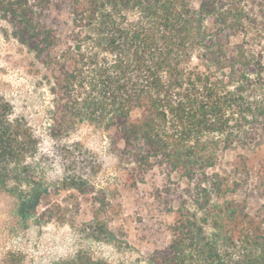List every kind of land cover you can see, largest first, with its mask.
<instances>
[{
    "label": "trees",
    "instance_id": "16d2710c",
    "mask_svg": "<svg viewBox=\"0 0 264 264\" xmlns=\"http://www.w3.org/2000/svg\"><path fill=\"white\" fill-rule=\"evenodd\" d=\"M50 1L0 0V18L51 72L54 134L83 121L115 128L127 159L167 164L189 181L168 247L145 264H264V202L251 211L240 194L250 155H241L243 171L208 172L222 149L258 151L253 191L264 198V9L249 0H67L72 43L57 51L42 16ZM38 143L0 92V191L24 223L52 218L38 213L51 192L31 161ZM61 188L85 192L75 178Z\"/></svg>",
    "mask_w": 264,
    "mask_h": 264
},
{
    "label": "rangeland",
    "instance_id": "374dc122",
    "mask_svg": "<svg viewBox=\"0 0 264 264\" xmlns=\"http://www.w3.org/2000/svg\"><path fill=\"white\" fill-rule=\"evenodd\" d=\"M248 5L261 15L264 0H249ZM42 16L58 34L57 51L72 43L67 0H51ZM51 85L50 70L13 36L11 23L0 18V92L38 138L31 161L51 185L38 213L48 209L52 215L50 220L44 216L24 223L16 216V199L0 191V264H71L82 257L107 264H145L151 253L168 247L175 209L189 181L167 164L152 160L145 168L127 159L115 128L83 121L55 135ZM258 144L264 148V132ZM257 152L237 146L222 149L218 164L208 169L234 174L245 169L241 155H250L246 190L240 194L247 197L251 211L264 202L253 191L260 181ZM66 178L79 180L85 192L56 190Z\"/></svg>",
    "mask_w": 264,
    "mask_h": 264
}]
</instances>
